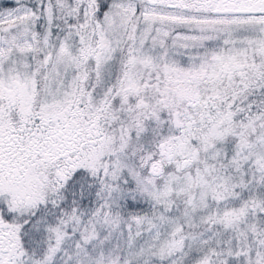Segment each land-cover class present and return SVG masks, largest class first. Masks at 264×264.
<instances>
[{"label":"snow or ice","instance_id":"6c2138e0","mask_svg":"<svg viewBox=\"0 0 264 264\" xmlns=\"http://www.w3.org/2000/svg\"><path fill=\"white\" fill-rule=\"evenodd\" d=\"M0 264H264V0H0Z\"/></svg>","mask_w":264,"mask_h":264}]
</instances>
